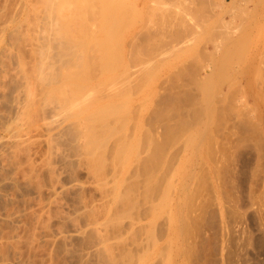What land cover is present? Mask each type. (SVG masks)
Masks as SVG:
<instances>
[{"label": "bare ground", "instance_id": "6f19581e", "mask_svg": "<svg viewBox=\"0 0 264 264\" xmlns=\"http://www.w3.org/2000/svg\"><path fill=\"white\" fill-rule=\"evenodd\" d=\"M67 1L65 2L68 4L70 0ZM74 1L78 2L79 0ZM74 1L71 0V2ZM83 1L81 2L84 5ZM189 1L85 0L86 7L78 3L82 7L81 14L84 10H87L84 11L85 18L82 16L83 20L82 18L79 19L82 24L84 23V27H82L81 23V26L75 24L79 20L74 18V12L77 13L78 11L80 13V10H78L79 6L76 5L77 2H74V4L76 3L75 5L78 9L73 10L74 12L71 11L69 14H65L68 8L67 10L66 8L64 9V0H24V3H21L23 6L26 5L25 8L27 10L31 9L27 8V6L32 7L30 10L32 14H26L28 12L24 8V13L21 16L23 19L19 17V13V18L17 17L20 22L22 21V25H24L21 26L23 28H20L21 33L19 32L23 35L24 40L19 34L20 40L22 39L26 43L27 48H29L27 51L29 52H26L23 46L21 47H23V51L25 52H17L20 49L16 52H10L11 50L9 52H0V103H5V106L3 105L4 109H1L0 106V264H182V260H177V257H180L182 252L179 249L181 248L179 246V236L182 234H180L181 229H183L182 227H186L185 221L188 222V219L183 220L185 217H182L191 212L187 213L185 212L187 209H185L184 215L180 217L181 215L178 216L179 214L176 212L177 208L175 210L174 207L170 208L174 205L171 202V198L173 197H170L169 194L171 193L167 191L170 199H168V196L167 198L166 196L164 197L165 190H167V186L171 185V183L172 185L174 183L176 187V181L170 180L168 182L169 177H167L168 179L166 178L169 184L165 181L164 178L168 175H163L161 172L163 169H159L161 165L154 164V167L151 168L152 166L150 167V163H148L152 161L150 155L154 154L153 163L155 162L154 159L157 158V154L160 155L158 156L160 160L157 158V162H161V159L167 154L165 147L172 146L177 140L179 143H175L178 145L175 144L174 149L170 147L168 151L171 150L172 153H168H177L175 152L176 147L182 148L183 145L186 148L192 146L194 150L199 145L204 146L205 144L201 145V143H206L205 141H208V138L212 137V134L211 136L208 134L209 128L211 129L210 123H215L213 122L215 113L221 109L220 103V106L218 105L220 109H218L217 101L227 97L224 96L228 93L225 90H232V87L229 88L230 82H232V85L234 84L232 78H229L231 72L236 77H238L237 74L243 75L246 72H251L254 75L253 72L263 62L261 61L263 58L261 59L260 55L264 54L261 50L259 52L257 43L250 44L251 40L249 39L250 42L248 41V37L252 34V25L250 27L249 23L252 24L258 20L259 22L264 20V0H258L260 2L255 5L254 10L251 7L252 10L248 12L247 16L242 15L244 14L242 12L246 11L244 9H242V12L238 10L242 14H239L237 11L243 17H239L238 14L231 11L232 15L234 14L240 20L238 22H236L237 20L234 21L232 17L231 19L229 18V21L218 16V19L212 20V18H215L214 16H216L217 11L213 12V14L211 13L213 4L210 6V10L208 9L209 12H206V3V5L204 4L205 8L203 7V10L206 9L204 10L205 12L202 13L199 10L201 13L199 11L197 13H200L198 15L202 14L199 18H203V14L205 13L210 14H205L207 17H204L202 21L200 20L201 22L197 21V18H194L195 16L193 17L192 15L194 13L196 15V12L193 13V11H195L194 8L197 9L198 7H193V4L190 3L192 1ZM196 1L201 2L200 0ZM196 1L192 3L196 4ZM21 2L23 1L21 0ZM71 2L70 7H72ZM187 2L191 4V8L186 4ZM5 3H3L5 4L4 6L1 3L2 8L6 7L8 2ZM10 3L12 2L9 1ZM12 4L14 6L9 5L8 7H16L14 2ZM35 4L38 6H35ZM17 6L20 7L19 9L22 8L18 3ZM76 6L73 5L74 8ZM120 8H124L123 11H119ZM191 9H193V14L190 12ZM69 10L72 9L69 8ZM16 11L12 12L13 14L9 11L12 17L9 19L10 16L8 15L7 20L6 12H4L5 18L0 13V21L4 20L0 24V28L4 26L3 29L1 28V33L3 31L4 33L6 32V36H9V38L15 31L16 34H14L17 35V30L20 27V24L18 25L17 23L18 19L16 17L13 19V15L16 14L15 16H17ZM18 11L20 12V10ZM78 13L76 16L79 15ZM72 14L74 15L72 16ZM64 15H68L65 16L66 19ZM208 17L210 20L207 19ZM70 19L71 23L72 21L74 22L75 29L80 28L77 33L73 29L74 26L71 27L73 23L69 24ZM7 23L8 25H6ZM151 23L156 25L154 30L152 29L153 32L149 28ZM15 24L19 27L17 28ZM92 34L93 36H91ZM142 34H144L145 39H143ZM260 34H262L263 39L264 35L259 31L256 32V35H259L257 39L261 38ZM2 35L4 34H1V37ZM137 36H140L143 40H146L147 37L148 43L145 44V47L149 44V39H152L151 42L153 44L150 42L152 44V46L151 44L148 45L150 48H143L142 54H145L144 50H147L145 58L139 59L134 58L136 57L134 56L129 59L127 54L130 52V54H133L138 44L135 43L136 46L134 44V48L131 45L136 39L138 40L139 37L137 38ZM88 38L91 41L88 42ZM129 38L131 39L128 40ZM92 39L94 40L92 41ZM125 39L128 40L126 43L130 41L131 44H126V46ZM203 39H206V42L204 41V44L201 42L203 44L202 47L201 45L196 47L197 42L203 41ZM1 40L4 41L3 38ZM143 40L140 42L142 43ZM91 42L92 45H90ZM94 43L97 44L96 47ZM8 46L7 49H12L10 45ZM0 48H2L1 45ZM127 49L129 51L126 52ZM3 59H7V63H4L6 60L4 61ZM133 59H136V61L137 59L139 61L144 60L142 63L146 66L149 65L147 70L144 65H141L144 69L140 67V62H138L139 66L131 64L130 61L132 63L136 62ZM197 59L203 60L202 65L200 64L198 68L199 61ZM193 63L196 66L192 65ZM136 65L138 68L135 67ZM186 65L190 67V70L194 66L193 70L187 69ZM131 66H134L135 68H132L135 70L146 71H143L145 73L144 77L151 76L156 70H158V73L162 71L164 74H167L165 77L167 76L168 79H170L168 77L170 76L168 75L169 73L176 74L178 71L183 72L185 70L183 73L185 75L187 73L186 77L188 74H191L190 78L195 74L193 80L189 81L190 78H187V82H190L191 85L182 89L184 90L182 92L183 97L186 94L188 95L186 96L188 100L182 102V104L186 103V105H182V108L170 103L172 102L170 100L181 92L180 88L183 85L180 84L182 87L178 85L180 90L175 87L172 88L174 85L172 81L175 78L166 81L159 78L161 82L165 83H163V88L165 85L169 86L171 83L169 87L175 88L179 92L175 93L176 96L173 97V94H171L173 91H170V89L167 91V88H164L167 94H170V96L168 95L169 97L167 96L168 98L166 97L170 102H167L165 111L164 107L161 106H164L167 100L163 98L162 100L165 99V102L161 101L162 103L156 100V97L158 98V95L160 96L161 94L159 93V89H161L160 92L163 90V88H160L162 87V83L155 81L152 75L153 80L151 79L150 84L155 81V83H161V86L155 83L153 86H149V77V80H147V77L144 78L143 74H140L144 78L140 77L142 79L140 81V83L142 82V86L146 82L145 80L148 81V85L145 83L146 87H150L149 91L145 92L148 94L143 93L144 89L142 88H145V86L142 87L140 83V90H138L139 87H136L139 84H135L136 88H133V73L143 72L140 70H136L140 72H134L135 70L132 71ZM195 68L196 70L194 71ZM188 70L192 73H188ZM247 73L246 76L244 75L240 78L239 82H242L245 85L244 87L249 88L252 92H249L246 98L249 97L254 100L256 90L253 86H250L249 75ZM156 75L160 76L159 74ZM262 76L264 77V75ZM228 79L231 80L229 83ZM167 81L168 83L166 84ZM176 81L177 78L175 79ZM130 82H133V84L130 85ZM185 84L187 85V83ZM165 92L162 94H166ZM262 92L264 91L262 90ZM183 93L186 94L184 95ZM142 94L145 95L141 96ZM227 95L231 96L229 93ZM262 95L260 91L261 100L263 99ZM131 96H134V99ZM171 96L173 98H170ZM180 97L182 98L181 94ZM180 97L179 99L181 100ZM258 98L260 97H257L255 101ZM153 99L160 104H157V107L160 106L159 111ZM184 99L182 98V100ZM180 100L176 99L175 101L174 99L173 101L181 103ZM258 100L261 102L260 99ZM242 101L244 102V100ZM168 104L171 105L168 106ZM230 104H233V102L225 106ZM173 106L174 108L177 107L175 109L180 110L181 108L180 114L178 110H176L177 112L175 111ZM151 108L154 111H158L157 113L161 111V108L166 113L167 109L172 108V110H168V113L170 112L169 116H165L163 114L165 112L154 114L156 112L152 113V111V114H149L151 115L149 121V119L145 118V115ZM228 108L230 109V106ZM248 108L250 109V106ZM225 110L226 108L224 107L222 111ZM173 111L176 112L173 113L174 118L177 114V118H180V120L172 118L171 113ZM229 112L231 113V110ZM240 113L242 116V111ZM155 115L157 116L156 119H154ZM158 115H162V119L165 118L163 123V120H160L161 118ZM220 116H223L222 113ZM245 116L242 117L244 118ZM169 117L172 119V122L168 119L170 124L174 122V126L179 127L169 124L170 128L176 129L175 132L178 130V134L173 132L171 128L172 136L169 137L168 135L170 142L167 143L168 132L166 133V131L169 130V127L165 128V126L169 125L164 124L167 123L168 120L166 118ZM239 117L240 115L237 116V118ZM212 118L214 119L212 120ZM177 121H179L178 124L176 123ZM238 121L240 123V120ZM146 123L150 126L148 124L146 126ZM162 125L165 128H163V131L167 129L165 132L162 131L163 134L161 133ZM161 134L162 138L166 135L167 141L165 138L160 141L162 139L160 138ZM172 137L175 139L174 142L172 141L173 139L171 140ZM207 143H210V141ZM180 144L183 145L180 146ZM210 145L212 147V140ZM36 147H39V149ZM163 147L164 152L162 151ZM199 147L197 154H200ZM206 147L208 149V146ZM189 149L191 150L192 148ZM193 149L191 151H194ZM176 151L180 152L181 150L178 148ZM185 151L180 152L181 155L178 153L177 157L170 158L171 160L164 159L165 162L162 164L165 167H162L168 172L171 170L169 172L170 176L176 174L182 178L183 173L181 172L184 171V174L187 172L184 168L179 167L180 164H183V161H179L178 164L175 161L184 159L185 162L189 163L192 161L191 155H194L193 153L197 151L195 150L192 154L188 151L190 153V155L187 153L189 156L186 154L187 151ZM182 153L185 155H182ZM211 153L209 154L210 156L207 154V157H210L212 163L213 158H211ZM161 156L163 157L161 158ZM181 156L185 157L182 159ZM198 157L200 159L201 156L199 155ZM146 161L151 169L147 165V167L144 166ZM132 164H135L138 170L142 166L141 168H148L149 171L154 169L156 172L153 170V174L151 171V173L149 171L147 173V171L142 169L146 175L143 176L144 174L142 172L139 173L137 168L132 166ZM174 164H177L178 168L174 167ZM199 164L201 166V163ZM184 165L185 169H187L186 164ZM131 167L135 168L138 174H143H135V176H141L136 182L141 179L142 183H135L137 176H134L136 179L133 177L135 179L133 182L131 176L132 174L134 175L132 172H135V169L132 171L133 168L131 169ZM177 169L178 171H176ZM80 170L86 172L85 174L89 177H87L88 181L86 180L85 182L83 181L84 179L81 181L80 177H77V172L79 173ZM142 170L140 169L139 171ZM179 170H181L180 173ZM158 172L162 173V175ZM189 172L191 173V171ZM197 172L196 174H198ZM142 176L144 180H142ZM173 176L174 178L176 177L175 175ZM179 177L177 179H180ZM185 177L187 178L188 175L185 174ZM195 177L194 181L198 179V177ZM170 178L173 179V177ZM160 179L164 181H162L163 184L167 183V185H163ZM183 183H186L183 186L186 185L187 187V181ZM86 186L92 187V192L97 191L98 195L94 193L97 195V198H95V195L88 196L89 198L84 195L86 194L84 189H88ZM172 188V186H169L168 191L172 190ZM179 189L177 193L181 189L184 190L182 186ZM24 190L29 192L25 195L23 193ZM19 192L23 193L24 196L20 195ZM184 193L183 197H186ZM187 193H191L190 191L188 192V188ZM31 194L33 198H30ZM180 195L181 197H178L177 194V197L184 200L182 194ZM173 196L176 197L175 194ZM140 199L142 202H140ZM173 199L175 204L176 201H181ZM191 199L189 200L191 201ZM194 201L191 204L195 206ZM176 205L174 206L176 207ZM168 206L170 207L167 211L165 207ZM163 210L167 212L165 216V213L161 214ZM162 215L164 218H161ZM159 216L161 220L159 219L158 221ZM122 219L126 221L124 220L123 223ZM162 220H165L163 221L165 222L164 229H162L164 224L160 223ZM157 223L162 224L161 228H159ZM182 231L184 232V230ZM128 233H131L130 236L136 237L134 240L133 237L132 239L129 236L130 240L132 239V242H130L132 244L130 245L127 242H123L128 239ZM184 233L186 236L187 233ZM124 234L125 236L128 235L124 237ZM181 236L183 237L184 235L182 234ZM184 237L182 239H185V241L183 240L180 243H184L185 247V242L188 244L190 238L188 239V235L186 238ZM186 247V250L183 249V255L186 254L184 253L185 251L192 252L190 246L187 245ZM188 247L191 251L187 250L189 249ZM189 252H187L188 256ZM183 255L181 254L182 258L185 257ZM185 261L186 259L184 260L186 264Z\"/></svg>", "mask_w": 264, "mask_h": 264}, {"label": "rangeland", "instance_id": "374dc122", "mask_svg": "<svg viewBox=\"0 0 264 264\" xmlns=\"http://www.w3.org/2000/svg\"><path fill=\"white\" fill-rule=\"evenodd\" d=\"M3 0H0V13L2 14V15H4V12H6V20H7V18H8V15L10 16V14L13 12H15L16 10V12H17V16H15V15H13V19H15V17L17 18L19 15V17L20 18H22L21 16H22V13H24V10H26L28 13H26V14H32L31 13V9H32V7H30V6H27V8H31V9H26L25 7H26V5L25 6H23V4L21 5V3H24V0H22L23 2H21V0H9V1H11L12 3L14 2V4L16 5V7H12L11 8V6L10 7H8L9 5H13L12 3H10L9 4V1L7 0H5V1H3ZM66 0H64V2H65ZM69 1V0H68ZM67 1V2H68ZM72 1H74V0H72ZM82 0H79L78 2L77 1H74V2H77V6H79V9L77 8V6L74 4V2H71V0L69 1V3L67 4L66 2H65V7H64V9L66 8V10H67V8H68V11L66 12L65 10V14H69L71 11H75L76 9H78V10H80V13H78V11H77V13L79 14V15H77L76 16V14L77 13H75L74 11V14H72V16L74 15V18H77L78 20L80 19V18H82V16L84 17L85 15V13H84V11H87V10H84L83 11V13L81 14V12H82V7L80 6V4L78 5V3H81V5L82 6H84L85 5V7H86V2H85V0L83 1L84 2V5H83V3L81 2ZM190 1H196V0H190ZM189 1V2H190ZM201 2L199 3V1H196V4H194V3H192V2H190L191 4H193L192 6L193 7H198L197 9H195L194 8V10L195 11H193V13L194 12H196V15H198V14H200L201 12L200 11H202V13L203 12H205L204 10H206V9H204L203 10V7H204V4L206 3L207 4V6H206V8H207V10H206V12L208 11L209 12V10H210V6H212L213 4H214V6H212L211 7V10H212V14H213V12L215 13L216 11V13L217 14H215L216 16H214V15H212V16H214L215 18H212V20H214V19H218V17H220V18H222V19H224V20H227V21H229L230 19H231V17H232V19L234 20V21H236V22H238V21H240V20H238V17L236 18V16L233 14L232 15V12L234 13H236V14H238L239 13V11H241L242 12V9H244V10H246V11H244V12H242V13H244V14H242V13H239V14H242L243 16H247V14H248V12H250L251 10H252V8H253V10H254V7H255V5H257L260 1H258V0H200ZM203 1H204V3H203ZM211 1V2H210ZM241 1V2H240ZM254 1V2H253ZM263 1V0H262ZM5 2H8L7 3V5H6V7H3L2 8V4L3 3H5ZM20 2V3H19ZM40 3H41V1H39ZM39 2H37V4L39 3ZM70 2L72 3V7H73V5L74 6H76L75 8L73 7H70L71 6V4H70ZM100 2V1H99ZM189 2H187L186 4L188 5V6H190L191 4H189ZM2 3V4H1ZM17 3L18 4H20V6L22 7L21 9H19L20 7H18L17 6ZM40 3L38 4V5H40ZM97 3H98V1H97ZM197 3H198V5H197ZM202 3V4H201ZM208 3H209V5H208ZM253 5H252V4ZM6 4V3H5ZM5 4H3V6L5 5ZM37 4H35V6L37 5ZM70 4V5H69ZM99 4V3H98ZM205 4V5H206ZM37 5V6H38ZM67 5H69V7H67ZM151 5H152V3H151ZM195 5H197V6H195ZM200 5V6H199ZM245 5V6H244ZM14 6V5H13ZM202 6V7H201ZM123 7V6H122ZM192 7V8H193ZM229 7V8H228ZM252 7V8H251ZM25 8V9H24ZM69 8L70 9H72V10H69ZM125 8V7H124ZM123 8V9H124ZM190 8H191V6H190ZM189 8V9H190ZM199 8H201V9H199ZM205 8V7H204ZM233 8V9H232ZM238 8V9H237ZM24 9V10H23ZM123 9L122 8H120V10L119 11H123ZM209 9V10H208ZM217 9V10H216ZM230 9V10H229ZM237 9V10H236ZM18 10H20V12H21V14H20V12L18 11ZM192 10L193 9H191V13H192ZM200 10V11H199ZM239 10V11H238ZM9 11L11 12V13H9ZM200 12V13H197V12ZM225 11V12H224ZM232 11V12H231ZM237 11H238V13H237ZM7 12H8V14H7ZM230 12H231V14H230ZM12 13V14H13ZM18 13H19V15H18ZM192 13V14H193ZM0 14V15H1ZM205 14H210V13H205ZM205 14H203L204 15V17H207V15L205 16ZM238 14V15H239ZM81 15V16H80ZM195 15V13H194V15H192L194 18H197L196 20L197 21H202L203 20V18H199V16H201V15H198V16H196ZM237 15V16H238ZM65 16H68V15H64V18L66 19V17ZM72 16H70L69 15V17L71 18ZM79 16V17H78ZM218 16V17H217ZM243 16H240L239 15V17H243ZM12 17V15L9 17V19ZM18 17V18H19ZM217 17V18H216ZM4 18H5V15H4ZM3 18V19H4ZM17 18V19H18ZM68 18V17H67ZM85 18V17H84ZM198 18H199V20H198ZM219 18V19H220ZM230 18V19H229ZM235 18V19H234ZM2 19V18H1ZM16 19V20H17ZM23 19V18H22ZM22 19H20V20H22ZM71 19H73V17L71 18ZM71 19H70V21H69V24L71 25L72 23V25H71V27L72 26H74L73 27V29L74 30H76V32L75 33H77V31L78 30H80V28L79 29H75V25H74V22L73 21H75V19H73V21H72V23H71ZM206 19V18H205ZM204 19V20H205ZM207 19H209L210 20V18L208 17ZM206 19V20H207ZM16 20H13V21H16ZM77 20V21H78ZM82 20H83V18H82ZM211 20V21H212ZM2 21H4V20H2ZM2 21H0L1 23L0 24H2ZM19 21V19L17 20V23H18V25L20 26H18V25H16L15 24V26L18 28V32H17V35H15L16 34V31L15 32H13L10 36V38H9V36H6L7 34H6V32L4 33V31L1 33V30L3 29V27L4 26H1V28H0V38L2 39H4V41L6 42H4L3 40H1L0 41V43H2V44H0L1 45V47L2 48H4V49H2V48H0V49H2V51H0V52H9L10 50V52H16L17 50H19V51H17V52H29V51H27L29 48H27V45H26V43H24V41H22V39L20 40V37L22 36L23 37V35L22 34H20L21 33V29L20 28H23V27H21V26H24V25H22V21L19 23L18 22ZM81 20H79L78 21V23L77 22H75V24H79L80 25V22ZM200 21V22H201ZM262 21V20H261ZM82 22H84V21H82ZM240 23V22H239ZM253 23H255V24H253ZM252 24L251 23H249L250 24V27H251V25H252V28H251V30H252V34H251V36H249L248 37V41H249V39L251 40V42H250V44L251 43H253L254 44V42L255 43H257V46H258V48H259V52H260V50H261V52L262 53H264V37H263V39H262V34H260V36H261V38L259 39H257V37L259 36H257L256 35V32L257 31H259L260 33L262 32L263 33V35H264V20L262 21V22H259V20L257 21V22H253ZM23 24H24V20H23ZM82 24V23H81ZM84 24V23H83ZM82 24V27H84V25ZM6 25H8V23L6 24ZM76 25V26H77ZM78 25V26H79ZM78 26H77V28H78ZM81 26V25H80ZM152 27V28H151ZM154 27H156V25H154V24H150V26H149V28H150V31L151 32H153V30H154ZM262 27H263V29H262ZM82 29V28H81ZM153 29V30H152ZM20 30V31H19ZM261 30V31H260ZM263 30V31H262ZM20 32V33H19ZM15 33V34H14ZM23 33V32H22ZM1 34H4V35H2V37H1ZM10 34V33H9ZM19 34H20V37H19ZM6 36V37H5ZM16 36H18V37H16ZM91 36H93V34L91 35ZM141 36V35H140ZM140 36H137V38H138V40L136 39L135 40V42L134 43H132L131 44V42L129 41V43H126L128 40H130L131 38H129L128 40L127 39H125V45L127 44H131L132 45V47H133V45L136 43H138L137 44V46H136V44L134 45V46H136L135 48L136 49H134V53L133 54H130L129 52V54H127L128 56V58L130 59V57H134V56H136V57H134V58H139V59H142L143 57L145 58L146 57V52H147V50L145 51L144 50V52H145V54H142L143 53V48L144 49H147V48H150V47H148V45H150L151 43L153 44V42H151V40L149 39V41L151 42H149V44L148 45H146V47H145V44L146 43H148V39H147V37H146V40H143V39H145V37H144V34H142V37H143V39L142 38H140ZM146 36V35H145ZM5 37V38H4ZM13 37V38H12ZM15 37V38H14ZM21 37V38H22ZM89 37H90V35H89ZM130 37V36H129ZM256 37V38H255ZM18 38V39H17ZM92 38H94V37H92ZM15 39H17V40H15ZM89 39V38H88ZM90 39H91V37H90ZM88 40V42L89 41H91V40ZM95 39V38H94ZM94 39H92V41L94 40ZM96 39H97V37H96ZM13 42H12V41ZM23 40H24V37H23ZM123 40V39H122ZM141 40H143L142 41V43L140 42ZM3 41V42H2ZM9 41V42H8ZM132 42H133V40H131ZM139 41V42H138ZM206 42V39L204 40L203 39V41L202 40H200L199 42L201 43H205ZM253 41V42H252ZM10 42H12L11 44H10ZM15 42V43H14ZM17 42V43H16ZM95 42V41H94ZM96 42H97V40H96ZM95 42V43H96ZM122 42V41H121ZM197 42V41H196ZM199 42H197L196 44V47H198V46H200L201 45V47H202V43L200 44ZM5 43V44H4ZM9 43V44H8ZM19 43V44H18ZM94 43V45H95V47L97 46V44H95ZM17 44V45H16ZM24 44V45H23ZM90 44V43H89ZM152 44H151V46H152ZM6 45V46H5ZM8 45H10L11 46V48L12 49H10V48H8L7 49V46ZM13 45V46H12ZM15 45H16V47L18 48H16L15 47ZM90 45H92V42H91V44ZM123 45H124V43H123ZM126 45V46H127ZM130 45V46H131ZM141 45V46H140ZM144 45V46H143ZM21 46H23L24 47V49H25V51H23L24 49H23V47H21ZM139 46V47H138ZM261 46V47H260ZM6 47V48H5ZM9 47V46H8ZM13 47H15V48H13ZM129 47V46H128ZM262 47H263V49H262ZM134 48V47H133ZM200 48V47H199ZM133 50V49H132ZM137 50V51H136ZM127 51H129L128 49L126 50V52ZM142 51V52H141ZM140 55V56H139ZM141 57V58H140ZM260 57H261V61H263L262 62V64L260 63L259 64V67H258V69L257 70H255V72H253L254 73V75L250 72H246L247 73V75H249V80H250V86L252 87L253 86V88L256 90V97H255V99L257 98V97H260V98H258V99H260L261 100V96H260V91H261V95H262V97H263V99L262 100H264V92H262V90L264 91V83H263V79H264V77L262 76V75H264V54L262 55H260ZM3 58H5V57H3ZM132 58H131V60H132ZM258 58H259V56H258ZM128 59V60H129ZM4 60V59H3ZM6 60V61H5ZM4 61V63H7V59H5ZM136 61V59H133V61ZM198 60V59H197ZM196 60V62L198 63V61H199V65L197 66V68L200 66V64L202 65V63H203V60H201V59H199L198 61ZM134 61V62H135ZM142 61H144V60H138L137 59V63L135 62V63H132V61H130L131 62V64H137L138 65V62H140L139 63V65H140V67H143V66H141V65H144V67H146L145 69L147 70V68H148V66L149 65H145V64H143L142 63ZM195 63H193L192 65H194ZM137 65L135 66V67H137ZM138 65V66H139ZM189 65V64H188ZM187 66V65H186ZM191 66V65H190ZM194 66H196V65H194ZM194 66H192L191 68H192V70H193V67ZM135 68L134 66H131V68ZM139 67V68H140ZM144 67H143V69H144ZM132 68V69H133ZM138 68V67H137ZM260 68V69H259ZM261 68H263L262 70H261ZM159 69V68H158ZM187 69H189L190 70V67H188L187 66ZM187 69H186V71H187ZM135 69H133L132 71H134ZM136 70H140V69H136ZM134 71V72H140V71H144V70H140V71ZM156 70V69H155ZM160 70V69H159ZM189 70H188V73H192V72H189ZM192 70H190V71H192ZM196 70V68L194 69V71ZM260 70H261V72H260ZM161 71V70H160ZM181 71V70H180ZM185 71V70H184ZM183 71V72H184ZM257 71H258V73H257ZM144 72H146V71H144ZM137 73V74H135V73H133V77H132V81L134 82V85H133V88L135 87V84H139L140 83V81H142V79L141 78H143L144 77V75H145V73ZM152 72V71H151ZM150 72V73H151ZM157 72V73H156ZM156 72L154 73V72H152V73H154L155 75L156 74H159L160 76H163V77H160V76H158V75H156V79H155V75L154 74H152L153 75V79L155 80V81H159V82H161V79H159V78H162V80L163 79H165V81L166 80H173L174 78L176 79L177 78V81L175 82V79L172 81V84H174L173 86H172V88L173 87H175L176 89H179L180 87H182L181 85H183V87L182 88H180L179 90L181 91L180 93L179 92H177L178 90H176L175 88V90L174 89H172L171 87H169L170 86V84H169V86H166L165 85V87L164 88H167V91H169L168 89H170V91H173L171 94H173L172 96L173 97H175L176 95V97L175 98H173L172 96L170 97V98H173L172 100H170V101H172V102H170V101H168L167 99H166V97L169 95L170 96V94L168 93L167 94V91H166V89H164L163 88V86H164V82L162 81L161 83H162V87H160V88H163V90H162V92H160L161 91V89H159V93H164L165 91V93L166 94H160V96L158 95V98L156 97V100L159 102V103H162V102H165V99L167 100L166 101V104H164V106H161V107H164V109H165V106L167 105V102H170V103H173L172 105H174V104H176L177 106H179V107H182L183 108V106H185L186 105V103L185 104H182V102H185V101H187L188 100V97H186V96H188L186 93H183L184 95L186 94V98L185 97H183V95H182V92H184V90H182V89H184V88H186L188 85H191V83L189 84L187 81H188V79L190 78L189 76H191V74L189 75L188 74V76L186 77V75H187V73H186V75H185V73H183V72H179L178 71V73H169L168 75H170V76H168L170 79H168L167 78V76L165 77V75H167V74H164L162 71V73H163V75H162V73L161 72H159L158 73V70H156ZM194 73V72H193ZM196 73V72H195ZM230 73V72H229ZM246 73L245 74H237V76L238 77H236V75L233 73V72H231V74H230V77L229 78H232V80L234 81V84L232 85V82H230V86H229V88H231L230 90L231 91H229V89H228V91L227 90H225L226 92H228L231 96L229 97L227 94L226 95H224V96H227L225 99H221V100H218L217 101V107H218V109H220V107H221V109H220V111H216V113H215V119L214 118H212V120H213V122H215V123H213L214 124V126H213V124H212V122L210 123V126H211V129L209 128V136H211V134H212V137H209V136H206V137H209L208 138V141H210V143H207L208 141H205L206 143H204V142H202L201 143V145L202 144H205L204 146H198L199 147V153L200 154H197L198 153V147H197V149H195L197 152L196 153H193V152H195V150L193 149V147L191 146V147H184V145L183 144H180V146L181 145H183V147H184V149L187 151L189 148H192L194 151H191L190 149L188 150V151H190V153L192 154H194V155H191V159H192V161H190L188 158H187V160H189L188 162L190 163V165H188L189 163H187V162H185L184 161V159H183V157H185V156H181L182 157V159L183 160H178V161H175V162H177V164H178V162L180 161H183L182 163V165L180 164L179 165V167L180 168H184V170L185 171H187L185 174H187L188 175V177L186 178L185 177V174H184V171H182L181 172V170H179V173L181 172V173H183L182 174V178H181V176L179 177L178 175H176V174H173V175H175L176 177L174 178V176L172 175V176H170L171 174L168 172V171H166V169H164L163 167H165L164 166V164H162V163H164L165 161H164V159L165 160H169L170 158L172 159L174 156L175 157H177V154L179 153V155H181V153L180 152H184L185 150L183 149V147L182 148H180V147H176L177 149L176 150H178V148L181 150L180 152L179 151H176L175 150V152H177V153H174V154H170V153H172V151L171 150H169L168 151V149H170V147H171V149H174L173 147H175L176 145H178V144H176L177 142H178V140H177V142L175 143L174 142V140L175 139H173V137L171 138V140L174 142H172L173 144H172V146H170V147H168L169 146V144H167L168 142H170V139H168V135H169V137H171L172 135H171V132L173 131V132H175V130L176 129H174L173 127H171L170 128V125L171 126H174V122L173 123H171L170 124V122H172V119H170V117L169 118H166L167 120L168 119H170L171 121L169 122V120L167 121V123H165L164 125H169V126H165V128L167 127H169L168 129L170 130V133H169V130H165L166 131V133H167V139H168V141L166 140V135H165V137L163 136V138H165V140L167 141V147L168 148H166L165 147V145H164V147H165V149H167V154L163 157V156H161V162L159 161V163L157 162L158 160H160V157H158V156H160V155H158L157 154V151H156V154H157V158H159L158 160H157V158L156 159H154V163H153V156H154V154H152V155H150L151 156V159H152V161L151 160H149V161H151L152 162V165H151V162H148V163H150V167L151 168H153L154 166V164L155 165H161V168H159V166H157V168H159V169H163V170H165V171H161V170H159V171H161L162 173H163V175L164 174H166V175H168V176H166L164 179H165V181L167 182V180H166V178L167 177H169V181L168 182H170V180H173L174 182H175V184H176V187H175V185H174V183H173V185H172V183H171V185H168L167 186V190H165V195H164V197L166 196V198H167V196H168V193H171V194H169L170 195V197H173V198H175V199H177V200H181L180 198H178V197H181V195L180 194H182V197H183V193H184V195H186V197H183V199L184 200H181V201H176V204L177 203H179V204H175V202H174V199L173 198H171L172 200H171V202H173L174 203V205H176V207L173 205H171L172 207H170V206H168V207H165L166 209H167V211H168V209H169V207L172 209L173 207H174V210L176 209V212H177V214H179L178 216H180V217H182L184 214V211H185V209H187L185 212H191V213H188L187 215L185 214L182 218H184L183 220H187L188 219V222H186L185 221V223H186V227L184 228V227H182L183 229H181V231H180V234L182 233L184 236H185V233L184 232H186L187 234H186V236L188 235V239H189V243L187 244V242H185V245L187 246H190L191 247V249H192V252L190 253L189 251H187V252H189L188 254H189V256L187 255V252L185 251L184 253H186V254H184L183 255V249L184 250H186L185 249V247H184V243L182 244V243H180L181 241L183 242V240L185 241V239H182L183 237L180 235L179 236V238H180V241H179V246L182 248H179L181 251H179V252H181V254L183 255V256H185V257H183V258H185L186 259V264H264V104H263V102H262V100H261V102L257 99L256 101H255V99L254 100H252V98H249V97H247L246 98V96L248 95V93L249 92H251V90L249 89V88H247V87H244L245 85L242 83V82H239L240 81V78L241 77H243L244 75L246 76ZM260 73V74H259ZM262 73V74H261ZM140 74H143V77H141L142 75H140ZM233 74H234V76H233ZM134 75H136V76H134ZM151 75V76H152ZM174 75V76H173ZM231 75H232V77H231ZM240 75V76H239ZM259 75H260V77H259ZM151 76H146V77H144V78H146L147 80H149V82L147 81V80H143L146 84H147V82L149 83V86L151 85V86H153V84L155 83V81L152 83V84H150V81H151V79H152V77ZM173 76V77H172ZM178 76V77H177ZM195 76V74H193V77ZM253 76H255V77H252ZM141 77V78H140ZM148 77H149V79H148ZM172 77V78H171ZM183 77V78H182ZM193 77H191L190 79H189V81H191V79L193 80ZM233 77H235V78H237V79H239V80H237V79H235V78H233ZM143 78V79H144ZM186 80H185V79ZM188 78V79H187ZM136 79V80H135ZM140 79V80H139ZM152 79V80H153ZM255 80V81H253V80ZM260 79V80H259ZM261 79H262V82H261ZM184 80V81H183ZM139 81V82H138ZM186 81V82H185ZM229 81H231L230 79H228V83H229ZM253 81V82H252ZM133 82H130V85L131 84H133ZM138 82V83H137ZM159 82H156L155 84H158ZM187 83V85L185 84V83ZM238 83V85H236L237 83ZM257 82V83H256ZM145 83H143L144 85L143 86H145V88L142 86V82L140 83L141 84V86L143 87L142 89H144V92L143 93H145V92H148L149 91V89H150V87L149 86H147L146 87V84ZM160 83V84H161ZM164 83V84H163ZM168 83V81L166 82V84ZM252 83H254V85H252ZM140 84L138 85V86H136L137 88H138V90H140L141 89V87H140ZM160 84H158V85H160ZM181 84V85H180ZM148 85V84H147ZM157 85V87H159ZM180 87H179V86ZM241 85V86H240ZM261 86V87H259V86ZM154 86H156V85H154ZM161 86V85H160ZM178 86V87H177ZM243 86V87H242ZM255 86H257V88H255ZM135 87V88H136ZM133 88H131V89H133ZM252 88V89H253ZM259 88V89H258ZM262 90H261V89ZM145 89H146V91H145ZM255 90H254V92H255ZM141 91H143V90H141ZM140 91V92H141ZM175 93H179V94H176L175 95ZM252 93V92H251ZM141 94V93H140ZM146 95L148 94V93H145ZM144 94V95H145ZM180 94H181V96H182V98L184 99V100H182V98L180 97ZM143 94L141 95V96H144ZM168 96V97H169ZM181 98V100L179 99V97ZM132 98L134 97V96H131ZM167 97V98H168ZM131 98V99H132ZM163 98H165L164 100H162ZM134 99V98H133ZM175 99V101H176V99L177 100H180L181 101V103L180 102H174L173 100ZM154 100V99H153ZM156 100H154V103L156 104V107H157V104L158 105H160ZM231 100H234V101H232L233 102V104H230V105H228V106H230V109L228 108L227 109V107L228 106H225L226 104H229V103H232L231 102ZM236 100V101H235ZM242 100H244V102L242 101ZM162 101V102H161ZM227 102V103H225V102ZM229 101V102H228ZM254 101V102H253ZM258 101V102H257ZM235 102V103H234ZM243 102V103H242ZM246 102H247V104H246ZM177 103H179V104H177ZM219 103L221 104V106L219 105ZM222 103H224L223 104V106L226 108V110L225 111H222L223 109H224V107L222 106ZM242 105H241V104ZM257 103V104H256ZM259 103H261L262 104V106H261V104H259ZM163 104H161V105H163ZM5 106V103H0V106H1V109H4L3 107ZM171 104H168V106H170ZM175 105V106H176ZM183 105V106H182ZM220 107H219V106ZM257 105V106H256ZM167 106V107H168ZM250 106V109L248 108V107ZM253 106H255V107H253ZM160 107V106H159ZM159 107H157V109H158V111H159ZM166 107V108H167ZM242 107V108H241ZM245 107V108H244ZM257 107V108H256ZM259 107V108H258ZM169 108V107H168ZM173 108H174V106H173ZM175 108H177V107H175ZM174 108V109H175ZM261 108H263V109H261ZM173 109V110H174ZM244 109H245V111H244ZM148 110H150V109H148ZM161 111H162V108L160 109ZM168 110H172V108L171 109H167V113H168ZM176 110H178V112H179V114H180V110H181V108H180V110L179 109H175V111ZM216 110H217V108H216ZM228 110V111H227ZM231 110V113L229 112ZM237 110V111H236ZM247 110V111H246ZM249 110V111H248ZM153 111V112H152ZM158 111H154V109H152L151 108V110L150 111H147L148 113H146V115H145V118H147V119H149V121H150V119H151V115H149L151 112L152 113H154V112H156V113H154V114H162L163 112H165L166 111V109H165V111L163 110L162 112L160 111L159 113H157ZM227 111V112H226ZM242 111V116H245L244 118L241 116V113L240 112ZM177 112V111H176ZM176 112H172L171 113V116H173L172 118L173 119H178L177 117H178V115L176 114L175 116V118H174V114L173 113H176ZM219 112V113H218ZM229 112V113H228ZM237 112V113H236ZM151 113V114H152ZM166 112L165 113H163L165 116H169V114H170V112L167 114ZM221 113H222V115L223 116H220L221 115ZM249 113V114H248ZM167 114V115H166ZM173 114V115H172ZM217 114V115H216ZM220 114V115H219ZM237 114V115H236ZM244 114V115H243ZM214 115V114H213ZM240 115V117H241V119H239V118H237V116H239ZM149 118H148V117ZM156 116V115H155ZM154 116V119H156L157 118V116L155 117ZM158 116H160V115H158ZM162 117V115L160 116V118ZM164 117V116H163ZM180 117V116H179ZM214 117V116H213ZM216 117H217V119H219L218 121H216L217 119H216ZM153 119V118H152ZM164 119L165 118H161L160 120H163L162 121V123L164 122ZM240 120V123H239V121L238 120ZM146 120V119H145ZM178 120H180V118L178 119ZM211 120V121H212ZM147 121V120H146ZM148 121V123H150ZM153 121V120H152ZM151 121V122H152ZM155 121V120H154ZM166 121V120H165ZM174 121V120H173ZM169 122V123H168ZM148 123H146L145 125L147 126V124ZM161 123V124H162ZM177 124L179 123V121H177L176 122ZM152 124V123H151ZM173 124V125H172ZM212 124V125H211ZM148 126H150L149 124H148ZM163 126V125H162ZM176 126V125H175ZM174 126V127H175ZM176 127H179V126H176ZM214 127H216L215 129H214ZM164 128V126L161 128L162 130H161V133H162V131L165 129H163ZM212 128H213V130H215V131H213L212 130ZM178 129V128H177ZM212 132H211V131ZM165 131H163V132H165ZM165 133V134H166ZM176 134H178V130H177V132H175ZM163 134V133H162ZM162 134H161V136H160V138H162ZM174 134V133H173ZM176 134H174V135H176ZM207 134V135H208ZM215 134V135H214ZM173 135V136H174ZM214 135V136H213ZM178 136V135H177ZM175 137V136H174ZM214 137V138H213ZM163 138L162 139H160V141H162L163 140ZM214 139V141H215V143H214V141H213V139ZM218 140H217V139ZM207 140V139H206ZM211 140H212V143H213V145H212V147H210L211 145ZM162 143V142H161ZM164 143V142H163ZM179 143V142H178ZM171 144V143H170ZM176 144V145H175ZM161 146V145H160ZM206 146H208V149H207V147ZM216 146V147H215ZM164 147H163V152H164ZM36 148H38L39 149V147H36ZM195 148V147H194ZM203 148H204V150H203ZM214 148V149H213ZM37 149V150H38ZM160 149V148H159ZM210 149V150H209ZM211 149H212V151H211ZM161 150V149H160ZM207 150H209L208 152H207ZM162 151H161V155H162ZM166 151V150H165ZM185 151V152H186ZM186 152V154L187 153H189V152ZM159 152V151H158ZM168 152H170V153H168ZM174 152V151H173ZM212 152V153H211ZM190 153H189V155H190ZM211 153V158H213V160H212V163H211V160H210V157H207L209 154ZM159 154H160V152H159ZM199 156H201L200 157V159H199V157L197 156V155ZM206 156H205V155ZM208 154V155H207ZM213 154V155H212ZM164 155V154H163ZM182 155H185L184 153H182ZM188 155V154H187ZM187 155H186V157H187ZM188 155V156H189ZM196 155V156H195ZM193 156V157H192ZM195 156V157H194ZM210 156V155H209ZM212 156H214V157H212ZM149 157V156H148ZM147 157V158H148ZM155 158V157H154ZM179 158H180V156H179ZM179 158H177V159H179ZM170 159V160H171ZM181 159V158H180ZM194 159H196V160H194ZM201 159H202V161H201ZM209 159V160H208ZM185 160H186V158H185ZM198 160H200L199 162H198ZM206 160V161H205ZM193 161H195V162H193ZM218 161V162H217ZM167 162H169V161H167ZM174 162V163H175ZM191 162H193V163H191ZM198 162V163H197ZM147 163V161H146V163H145V167H149V165H147L148 164ZM199 163H201V166H200V164ZM206 164V165H204V164ZM177 164H174V167L177 165ZM184 164H186V167H187V169H185V165ZM197 164V165H196ZM214 164V165H213ZM147 165V166H146ZM184 165V166H183ZM132 166H135V164L133 165L132 164ZM143 166V167H144ZM163 166V167H162ZM167 166V165H166ZM178 166V165H177ZM176 166V167H177ZM181 166H183V167H181ZM142 167V166H141ZM139 168V170L141 169H144V168ZM149 167V169H151ZM156 167V166H155ZM133 167H131V169H132ZM135 168H137V170H138V167L137 166H135ZM135 168H133L132 169V171L135 169ZM178 168V167H177ZM179 168V169H180ZM189 168V169H188ZM199 168V169H198ZM201 168V169H200ZM131 169H129V170H131ZM145 169H148V168H145ZM144 169V171H147V173H148V171H149V169L148 170H145ZM137 170L135 169V172H137ZM138 170V172L140 173V172H142L141 174H138V172L137 173H135V172H132V171H130V172H132V173H134V175L132 174V176H131V178H132V180H133V182H134V180H135V183H138V182H141V179H140V181H138V182H136L138 179H139V177H141V176H138V175H143V176H146L145 175V173L143 172V170L142 171H139ZM154 170V169H153ZM153 170H150L151 172L153 171ZM158 170V169H157ZM197 170H198V172H197ZM214 170H215V172H214ZM149 171V173H151ZM155 172H156V170H154ZM176 171H178V169L176 170ZM175 170H174V172H176ZM189 171H191V173L189 172ZM204 171V172H203ZM165 172V173H164ZM192 172H193V174H192ZM196 172L198 173V174H196ZM86 172L85 171H83V170H80V172L78 173L77 172V177L79 176L80 177V179H81V181L83 180V181H85L86 182V180L88 181L89 179H87V174H85ZM159 174H161L162 175V173H160V172H158ZM168 173V174H167ZM178 173V172H177ZM135 174H138V175H136L135 176ZM152 174H153V172H152ZM191 176H190V175ZM196 174V175H195ZM205 177H204V176ZM136 178H135V177ZM143 176H142V180H144V178H143ZM159 176V175H158ZM180 178V179H177L178 177ZM196 176V177H195ZM135 179H134V178ZM170 177H173V179L172 178H170ZM193 177V178H192ZM194 177L195 178H197L198 177V179H196L195 181H194ZM203 177H204V179H203ZM208 177V178H207ZM89 178V177H88ZM131 178H130V180H131ZM160 178H161V176H160ZM162 178V179H163ZM185 178V179H184ZM189 178V179H188ZM207 178V179H206ZM79 179V178H78ZM168 179V178H167ZM201 179V180H200ZM206 179V180H205ZM131 180V181H132ZM161 180V179H160ZM159 180V181H160ZM163 180H161L160 182L163 184V182H162ZM172 181V182H173ZM185 181H187V187H186V185L185 186H183L184 184H186V183H183V182ZM192 181H193V183H192ZM199 181H200V183H199ZM167 182V183H168ZM180 182V183H179ZM195 182V183H194ZM142 183V182H141ZM153 183V182H152ZM152 183H151V185H152ZM167 183H164L163 185H167ZM179 183V184H178ZM183 183V184H182ZM201 183H202V185H201ZM138 184H140V183H138ZM169 184V183H168ZM182 184V185H181ZM154 185V184H153ZM162 185V186H163ZM179 185H180V187L182 186L183 187V189L184 190H182L181 189V191L180 192H178L177 193V191H179L180 189V187H179ZM189 185V186H188ZM195 185V186H194ZM204 185V186H203ZM169 186H172L173 188H172V190L170 189V191H168L169 189H168V187ZM194 186V187H193ZM200 186V187H199ZM201 186H203V187H201ZM153 187V186H152ZM151 187V188H152ZM185 187H186V190H185ZM6 188H8V187H6ZM10 188V187H9ZM8 188V189H9ZM86 188H88V189H84V192L86 193V194H84V195H86L87 197L88 196H91V195H95V198H97L96 196L98 195L97 194V191L95 192H92L93 191V189H91L92 187H90V186H86ZM141 188H143L142 186H141ZM165 188V187H164ZM171 188V187H170ZM187 188H188V192L190 191L191 193H187ZM191 188V189H190ZM193 188H194V190H193ZM202 188V189H201ZM91 190V191H90ZM175 190V191H174ZM168 193H167V192ZM171 191H173L174 192V194L176 195V197H177V194H178V197L176 198V197H174L173 195L174 194H172L173 192H171ZM184 191V192H183ZM193 191V192H192ZM29 191H27V190H24L23 191V193H25V195H26V193H28ZM88 192V193H87ZM23 193H20L19 192V194L21 195H23ZM93 193V194H92ZM94 193H96V194H94ZM177 193V194H176ZM180 193V194H179ZM194 193V194H193ZM167 194V195H166ZM190 194V195H189ZM193 196H192V195ZM180 195V196H179ZM24 196V195H23ZM189 196V198L187 199V197ZM194 198V200H193V198ZM196 196V197H195ZM92 197H94V196H92ZM169 197V196H168ZM170 197L168 198V199H170ZM30 198H33L32 197V194L30 195ZM89 198V197H88ZM95 198H93V199H95ZM140 198V197H139ZM192 198V199H191ZM189 199H191V201L189 200ZM141 200V199H140ZM139 200V201H140ZM186 200H188V201H186ZM192 201H194V204H195V206H196V208H194L195 206L194 205H192L191 203H193ZM196 201H198V202H196ZM140 202H142V200L140 201ZM186 202V204L184 205V203ZM182 203V204H181ZM187 203H188V205H187ZM196 204H198V205H196ZM200 204V205H199ZM179 205V206H178ZM184 205V206H183ZM189 205H192V206H190V207H188ZM185 206H187V207H185ZM194 206V207H193ZM178 207H179V209H178ZM180 208H181V212H180ZM184 208V209H183ZM190 208V209H189ZM192 209L194 210L193 212H192ZM199 209V210H198ZM165 210V209H164ZM163 210V211H164ZM177 210H179V211H177ZM189 210H191V211H189ZM162 211V213L161 214H164V216L167 214V212H163ZM180 213H182V214H180ZM196 213V214H195ZM187 216V217H186ZM192 216H194L193 218H191ZM163 217V215L161 216V218ZM196 217V218H195ZM161 218H160V216H159V218H158V221H159V219L161 220ZM164 218V217H163ZM124 220L125 219H122V221H123V223H124ZM126 221V220H125ZM157 221V222H158ZM163 221H165V220H162L160 223H162V224H164L165 222H163ZM158 224V223H157ZM162 224H158L159 225V228H161V225ZM184 224V223H183ZM187 225H189V226H191V227H189V226H187ZM183 226V225H182ZM164 227H165V224H164V226L162 227V229H164ZM188 227V228H187ZM157 229H158V226H157ZM162 229H159V230H162ZM182 230H184V232L182 231ZM158 231V230H157ZM135 233V232H134ZM134 233H133V235H134ZM129 234V233H128ZM127 234V235H128ZM190 234V235H189ZM126 235V236H127ZM131 235V233L127 236L128 237V239L130 240V238H129V236ZM125 236V234H124V237H126ZM135 236H136V233H135ZM186 236L184 237V238H186ZM131 238L133 237V236H130ZM137 237V236H136ZM136 237H133L134 238V240H135V238ZM182 237V238H181ZM132 238V239H133ZM124 240H125V238H123ZM128 239H126L125 241H123L124 243H128V245H130V244H132V243H130V242H132L131 240L129 241ZM187 239V240H188ZM129 242H128V241ZM186 240V241H187ZM191 241V242H190ZM191 244H193L192 246H191ZM182 245H183V247H182ZM193 247V248H192ZM187 248V247H186ZM189 248V247H188ZM191 249L189 248V249H187V250H190L191 251ZM180 254V253H179ZM181 254H180V257L178 256L177 257V260L179 261H181V263L182 264H185L184 263V260L185 259H183L182 257H181ZM187 255V256H186ZM189 257V258H188ZM179 258H182V259H179ZM178 263V262H177ZM180 263V262H179Z\"/></svg>", "mask_w": 264, "mask_h": 264}]
</instances>
